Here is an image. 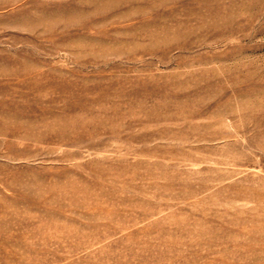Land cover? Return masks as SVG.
Masks as SVG:
<instances>
[{"label": "rangeland", "instance_id": "374dc122", "mask_svg": "<svg viewBox=\"0 0 264 264\" xmlns=\"http://www.w3.org/2000/svg\"><path fill=\"white\" fill-rule=\"evenodd\" d=\"M0 264H264V0H0Z\"/></svg>", "mask_w": 264, "mask_h": 264}]
</instances>
